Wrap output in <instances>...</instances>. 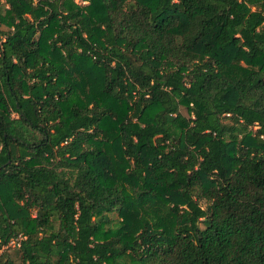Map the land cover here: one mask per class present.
<instances>
[{
	"label": "trees",
	"instance_id": "obj_1",
	"mask_svg": "<svg viewBox=\"0 0 264 264\" xmlns=\"http://www.w3.org/2000/svg\"><path fill=\"white\" fill-rule=\"evenodd\" d=\"M82 1L0 0V264H264V0Z\"/></svg>",
	"mask_w": 264,
	"mask_h": 264
},
{
	"label": "built area",
	"instance_id": "obj_2",
	"mask_svg": "<svg viewBox=\"0 0 264 264\" xmlns=\"http://www.w3.org/2000/svg\"><path fill=\"white\" fill-rule=\"evenodd\" d=\"M77 2H79L78 0H76ZM81 3V2H79ZM84 4H86L87 2L86 1H83ZM81 3V4H83ZM7 245H18V238H16L15 240H11L7 243ZM6 245H4L3 247H5Z\"/></svg>",
	"mask_w": 264,
	"mask_h": 264
},
{
	"label": "rangeland",
	"instance_id": "obj_3",
	"mask_svg": "<svg viewBox=\"0 0 264 264\" xmlns=\"http://www.w3.org/2000/svg\"><path fill=\"white\" fill-rule=\"evenodd\" d=\"M79 2H81V3H83V1L82 0H78ZM84 4V3H83ZM204 207L205 208H208V205L207 204H204Z\"/></svg>",
	"mask_w": 264,
	"mask_h": 264
}]
</instances>
